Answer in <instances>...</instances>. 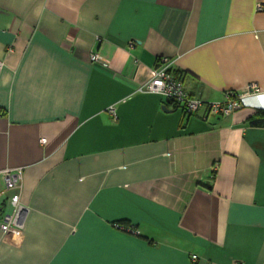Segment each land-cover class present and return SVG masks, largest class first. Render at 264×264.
Returning a JSON list of instances; mask_svg holds the SVG:
<instances>
[{"label": "crops", "instance_id": "obj_1", "mask_svg": "<svg viewBox=\"0 0 264 264\" xmlns=\"http://www.w3.org/2000/svg\"><path fill=\"white\" fill-rule=\"evenodd\" d=\"M162 58L205 102L262 94L185 115L137 91ZM0 63L27 209L0 264H264V0H0Z\"/></svg>", "mask_w": 264, "mask_h": 264}, {"label": "built area", "instance_id": "obj_2", "mask_svg": "<svg viewBox=\"0 0 264 264\" xmlns=\"http://www.w3.org/2000/svg\"><path fill=\"white\" fill-rule=\"evenodd\" d=\"M262 9L258 4L256 10L262 11ZM89 60L91 62L98 61L95 54H90ZM169 64L170 61L167 58L160 59L159 65L152 70L150 78L139 86L137 91L157 94L169 101L175 110H179L185 115H193L203 107L206 115L229 116L241 109L242 101L245 98L262 94L255 84H248L242 91H227L221 102H205L200 97L189 95L184 90L181 78L172 74ZM102 65L105 66L104 63ZM107 113L112 119L116 118L113 105L107 108ZM44 142V139H40V143ZM0 182V198L6 197L10 209L6 212L0 203V231L4 233L10 229H22L27 212L26 207L20 202L22 170L18 168L0 170ZM196 259L195 255L191 256L192 261H196Z\"/></svg>", "mask_w": 264, "mask_h": 264}, {"label": "trees", "instance_id": "obj_3", "mask_svg": "<svg viewBox=\"0 0 264 264\" xmlns=\"http://www.w3.org/2000/svg\"><path fill=\"white\" fill-rule=\"evenodd\" d=\"M177 77V76H176ZM249 124L252 127H264V110L257 111L254 117H251L249 120ZM122 225H127L128 223L125 221L120 222Z\"/></svg>", "mask_w": 264, "mask_h": 264}]
</instances>
